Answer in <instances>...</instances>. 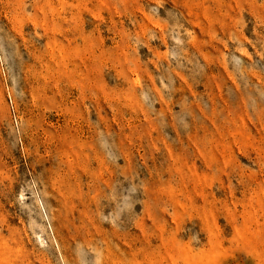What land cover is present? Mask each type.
<instances>
[{
    "label": "rangeland",
    "instance_id": "1",
    "mask_svg": "<svg viewBox=\"0 0 264 264\" xmlns=\"http://www.w3.org/2000/svg\"><path fill=\"white\" fill-rule=\"evenodd\" d=\"M0 264H264V0H0Z\"/></svg>",
    "mask_w": 264,
    "mask_h": 264
}]
</instances>
